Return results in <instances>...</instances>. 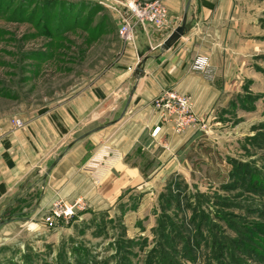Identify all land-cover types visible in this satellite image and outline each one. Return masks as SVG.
I'll list each match as a JSON object with an SVG mask.
<instances>
[{"label": "rangeland", "instance_id": "rangeland-1", "mask_svg": "<svg viewBox=\"0 0 264 264\" xmlns=\"http://www.w3.org/2000/svg\"><path fill=\"white\" fill-rule=\"evenodd\" d=\"M260 1L261 13L247 25L244 75L179 152L181 163L150 174L110 207L82 202L59 226L39 216L44 225L33 230L27 221L35 220H22L0 244V264H264ZM119 25L98 0H0V125L41 114L55 119L59 107L97 90L130 44Z\"/></svg>", "mask_w": 264, "mask_h": 264}, {"label": "crops", "instance_id": "crops-1", "mask_svg": "<svg viewBox=\"0 0 264 264\" xmlns=\"http://www.w3.org/2000/svg\"><path fill=\"white\" fill-rule=\"evenodd\" d=\"M159 1L168 23L160 29L150 23L139 27L135 40L124 45L114 74L97 90H87L59 107L55 119L41 114L20 128L10 120L0 125V244L11 238L7 235L22 220H35L27 221V228L33 230L44 225L39 224V216L54 199H79L93 209L110 207L128 190L144 184L150 174L176 168L181 163L179 150L197 130L174 134L161 125L153 100L162 89L172 87L189 96L193 111L209 118L222 96L237 88L249 56V16L261 13V1ZM185 12L183 34L160 50ZM140 54L149 57L120 117ZM198 56L208 59L204 70L192 68ZM107 115L97 126L111 124L75 142L43 183L44 172L73 140L71 135ZM157 126L160 129L152 137L150 132Z\"/></svg>", "mask_w": 264, "mask_h": 264}, {"label": "built area", "instance_id": "built-area-1", "mask_svg": "<svg viewBox=\"0 0 264 264\" xmlns=\"http://www.w3.org/2000/svg\"><path fill=\"white\" fill-rule=\"evenodd\" d=\"M98 1L108 5L118 14L120 18L119 34L126 42H133L137 29L145 24L150 23L155 28L160 29L168 23L167 13L159 0L149 2L137 0ZM127 14L130 17L126 18L125 15ZM207 64V57L198 56L194 59L192 68L204 70ZM153 105L160 113L161 125L168 126L174 134H180L188 129H202L204 126V118L193 111L189 96L177 92L172 87L162 89L154 98ZM12 122L18 128L24 126V122L20 119H15ZM159 129V126L155 127L151 130L150 135L155 137ZM82 205V201L79 199L72 202L59 198L54 199L42 214L43 222L49 228L59 226L61 221H66L74 215Z\"/></svg>", "mask_w": 264, "mask_h": 264}, {"label": "water", "instance_id": "water-1", "mask_svg": "<svg viewBox=\"0 0 264 264\" xmlns=\"http://www.w3.org/2000/svg\"><path fill=\"white\" fill-rule=\"evenodd\" d=\"M126 18L130 17L129 14L125 15ZM186 17H187V13L185 12V14L183 15L181 24L178 25L174 31L159 45L160 50H165L168 47H170L184 32L185 30V24H186ZM149 57V55H143L140 54L139 55V60L136 63L134 70L132 72V87L129 90L128 93V97L126 100V104L124 105V108L122 110V112L120 113V117L125 113L126 109H127V105L133 95V91L135 89V85L137 83V81L139 80V78L143 75V64L145 63V61L147 60V58ZM111 124L110 122L105 123L103 125L100 126H96L80 135H78L77 137H75L73 140H71L66 147L64 148V150L55 158V160L50 164V166L47 168V170L44 172L41 181L44 183L47 174L49 173V171L51 170V168L54 166V164L62 157V155L77 141L81 140L82 138L86 137L87 135H89L90 133H93L107 125Z\"/></svg>", "mask_w": 264, "mask_h": 264}, {"label": "trees", "instance_id": "trees-1", "mask_svg": "<svg viewBox=\"0 0 264 264\" xmlns=\"http://www.w3.org/2000/svg\"><path fill=\"white\" fill-rule=\"evenodd\" d=\"M54 119V118H53ZM57 125H59L58 123H57ZM59 128L61 129V131L63 132V131H65V129L64 128H62V127H60L59 126ZM199 136V132H196L195 133V135L179 150V152L183 149V148H185V147H187L189 144H191L197 137ZM178 152V153H179Z\"/></svg>", "mask_w": 264, "mask_h": 264}]
</instances>
